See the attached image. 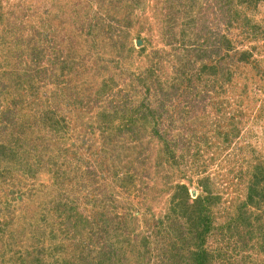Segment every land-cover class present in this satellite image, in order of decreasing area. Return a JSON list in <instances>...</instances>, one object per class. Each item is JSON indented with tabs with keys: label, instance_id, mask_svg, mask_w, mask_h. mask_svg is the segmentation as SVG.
Listing matches in <instances>:
<instances>
[{
	"label": "rangeland",
	"instance_id": "obj_1",
	"mask_svg": "<svg viewBox=\"0 0 264 264\" xmlns=\"http://www.w3.org/2000/svg\"><path fill=\"white\" fill-rule=\"evenodd\" d=\"M114 1L117 3L111 4ZM184 1L128 0L127 3L124 0H0V31L4 29L7 35L0 40V101L1 108L17 119L16 124L8 129H3L0 120V146H6L22 155L32 150L34 137L40 134L36 127L45 118L50 107L57 109L58 114H68L72 117L71 122L74 120L76 124L80 122L79 117L83 118L82 123L85 125L102 122L96 117L98 111L78 102L80 96L96 93L94 84L105 81L109 76L108 70L113 72L116 66L127 67L130 63L141 60V57L130 52L132 46L136 49L145 46L147 51L165 48L166 38H163L162 33L171 27L177 30V37H181L187 30L183 31V28H190L187 30L186 41H193L199 34L206 35L205 37L211 38L209 44L212 38H220L222 33L232 42L233 52L249 56L245 63H240L235 68L234 82H238L239 87L233 91L237 94L233 99L231 96V104L221 105V96L213 94L212 100L219 99L220 104L206 109L209 118L205 120V124L210 126L211 133L200 143V147H195L196 144L192 146L202 149L203 154L198 160L200 154L197 149H193L190 156L187 154L185 162L188 167L181 160L173 159L172 149L167 150L161 141L152 137L149 127L143 131L141 135L144 136L139 142L123 139L117 148H104L107 154H99L100 160L96 151L102 146L95 144L88 150L87 143L80 145L78 133L89 139V131L84 126L77 125L81 129L74 133L72 129L75 124L72 123L66 128L67 133H59H65V147L71 152L75 153L82 146L83 150L79 154L82 161L77 158L75 161L74 155L46 148L51 142L50 135L47 142L43 140L42 144L36 145L31 151L32 158L36 153L44 154L43 159L49 164V172L44 168L41 181L40 176L38 181L40 191L44 192L35 193L33 198L20 197L17 202L7 204L18 190L23 192L22 188H18L17 182L29 178L28 175L16 174L7 183L0 177V208L8 209L15 219L10 228L15 233L20 230V247H28L23 264L28 263V260L30 263L31 260H38L41 264H121L124 255L126 258L134 256L133 253L139 249L138 243L131 242L130 238L135 240L147 235V229L157 219H164V229L165 225L171 226L172 206L175 205L173 201L181 200L182 203L185 199L181 195L180 185L187 184L189 187L191 201H187L188 205L202 194L196 183L198 177L195 173L198 171L197 167L204 166L206 170L201 176H210L214 183L213 190L222 195V200L212 208L213 227L207 232L205 247L216 255V259L220 254H234L239 264H264V252L260 248L263 230L258 224L244 226L247 227L245 231L246 237L250 239L249 245L253 248H245L237 254L235 251H239V248H234L233 244L227 246L226 234L224 235L227 229L222 230L221 227L230 220L234 203L243 199L250 185L251 173L242 178V183L237 182L239 180L236 178L230 180V185L225 177L226 170L219 163L226 157L232 162L230 169L232 167L235 173H240L252 171L255 153L264 158V0H232V10L241 15L238 22L228 27L222 20L223 15L220 17V14L215 13L210 15L204 26L207 31L197 25V20L192 22L202 11L206 1L188 0V5L183 6ZM171 4L174 24L166 22L172 13L168 15L163 7H171ZM217 11L220 10L217 8ZM22 14L25 15L24 19H21ZM111 15H119L120 20L124 16L130 17L131 23L133 22L129 28H125L128 36L124 33L122 35L120 43L127 40V45L121 52L118 50L120 53L112 49L108 31L102 32L99 28L100 19H107ZM18 34L20 37L16 38ZM39 39H43L44 43L50 40L62 60L75 63L73 73L63 76L61 63L54 64L50 57H45L39 64L32 55L35 40L38 44ZM185 54L181 51L172 55L171 62L166 66L167 71H173L172 63L185 61ZM38 69L46 70V73L38 75ZM32 85L38 86L34 88L37 90L36 96L31 94ZM230 87L232 86L226 87L228 91ZM235 99L242 100V103L234 101ZM234 109H245L247 114L240 119L244 123L238 124L239 119L231 122L230 118L229 125L224 120L226 112ZM217 117L222 120L220 126L213 124ZM228 117L233 116L228 114ZM225 124L230 129L237 125L243 132L241 138L225 141ZM48 129L42 131V134H47ZM175 155H179V152L176 151ZM210 157H217L219 160L211 162ZM87 161L97 176L90 178L88 186L81 188L79 185L85 183L82 174L88 173L85 166ZM100 161L103 163L100 164ZM59 163L64 165L61 171L66 168L69 170L68 179L74 180L73 184H62V179L53 175L54 167L61 165ZM0 169H4L2 162ZM54 180H58L59 185H55L58 192L54 189ZM59 192H62L61 196ZM59 200H78L83 214L96 223L95 227L76 240L59 236L57 230L40 221L42 215H47L48 209ZM182 220L186 221L184 218ZM102 227L104 230L100 229ZM232 240L236 242L237 237ZM113 241L118 242L114 248L117 253L110 256L111 249L107 245ZM241 244L242 241L237 242V245ZM84 248L88 249L87 252ZM82 254H85L84 258H80ZM101 257H106L104 263L100 262ZM17 258L11 264L23 262ZM216 263L230 264L224 258L217 259Z\"/></svg>",
	"mask_w": 264,
	"mask_h": 264
},
{
	"label": "trees",
	"instance_id": "obj_2",
	"mask_svg": "<svg viewBox=\"0 0 264 264\" xmlns=\"http://www.w3.org/2000/svg\"><path fill=\"white\" fill-rule=\"evenodd\" d=\"M124 1L128 3V0ZM187 1L183 2V6L188 5ZM205 1L206 4H204L202 11L192 21L195 22L197 20V25L201 26L205 31L207 29L204 26L209 21L210 15L215 13L220 14V17L223 15L222 20L227 23L228 27L233 26L240 19L238 17H241L239 13L237 14L232 10V0ZM116 3L114 1L111 4ZM127 3L125 4L129 8ZM163 7L168 15L172 13V16L166 22L169 21V23L174 24L173 5L171 4V7ZM217 8L220 11H217ZM119 17V15L117 17L111 15L107 19L101 18L99 23V28L102 29V32L108 31L107 34L112 40L111 47L117 53H120L121 49L126 48V37H124L126 42L120 43V40L123 33L128 36L129 33L126 32L125 28H129L133 23H131L130 17L124 16L122 20ZM24 18L25 15L22 14L21 19ZM199 19L201 23H199ZM185 29L189 30L190 28H183L182 30L184 31ZM187 30L181 34V37H177L175 28L171 27V29L164 31L162 36L166 38L165 48H154L151 51H147L145 46L139 49L132 46L130 52L141 57V60L136 63H130L127 67L116 66L113 72H111V69L108 70V78L105 81L102 80L101 83L94 84L96 93L80 96L81 100L79 98L78 102L81 101L82 106H88L98 111L96 117L102 122L96 125H85L82 123L83 118L79 117L78 120L80 122L76 124L74 120L71 122L72 117L68 114H58L56 112L57 109L50 107L46 111L45 118H42L38 123V127H36L37 132H40V134L34 137V143L31 145L32 150L24 152L22 155L21 153H15L6 146H0V162L4 164V169H0V177L7 183V180L13 176L16 177V174L28 175L29 178V180L26 178L25 181L17 182L18 188H22L23 192L15 191L16 196L11 201H8L7 204L17 202L20 197L33 198L35 193L44 192L40 191L41 185H38V181L39 176L41 181L42 172L44 168L47 169L49 164L43 159L44 154L36 153L38 156L35 155L32 158L31 151L36 145L42 144L43 140L47 142L49 135L51 142L46 145V148L57 150L66 155H74L75 161L76 158L82 161L79 157L81 155L80 150H83L82 146L75 150V153L65 147L67 139L64 134L67 133L66 128L72 123L75 124L72 129L74 133L81 129L77 125H82L85 130L89 131V139L78 133L77 139L80 145H83V142L87 143L88 150H91L90 147L95 144L102 146L100 150L96 151L100 160L102 159L99 154H107L104 148H110V146L117 148L123 139L139 142L144 136L141 134L149 127L152 137L161 141L167 150L171 151L172 149L173 159L181 160L184 166L188 167V163L185 162L186 155L190 156L191 151L197 149L195 147H200V143L211 133L210 126L205 124V120L209 118L206 109L211 105L215 107V105L219 106L220 104L219 99L218 101L212 100L213 94L221 96V105L231 104V96L233 99L237 94V92L233 91L239 87V83L234 82V77H236L235 68L240 63H245L249 56H246V54L245 56H240L239 52H233L232 42L222 33L220 38H212L211 44H209L211 38L200 34L193 41H186ZM6 36L5 30L2 29L0 31V40ZM18 37H20L19 34L16 38ZM39 40L41 43L38 42L37 44L35 40L32 49L33 58L39 61V64L45 57H50L54 64L61 63L62 71L64 72L63 76L73 73L76 69L75 63H68L62 60L55 50L56 46L50 40H47V43H44L43 39ZM37 45L39 46L37 47ZM181 51L186 53L185 61L178 64L172 63L173 71H167L166 66L171 62L172 55ZM60 58L62 61H60ZM114 61L112 60V63H115ZM36 73L44 75L46 70L38 69ZM33 78L31 77V79ZM62 82L65 83V81ZM229 85L232 87L228 91L226 87ZM35 87L38 88L36 85L31 86L33 90L31 94L36 96L37 90L34 89ZM246 92H248V89ZM236 102L242 103V100L239 99ZM1 107L0 101V120L3 123L1 126H4L3 129H8L9 126L16 124L17 119L13 118L9 111L7 112ZM228 114L233 117H228ZM246 114L245 109H234L228 113L226 112L224 120L228 122L227 124H229L228 120L230 118L231 122L233 119H239L238 124L244 123L240 119ZM221 123L222 120L217 117L213 124L220 126ZM227 124L223 126L224 140L231 142L234 138L240 139L243 134L242 130L237 125H234V129H230ZM47 129L49 132L45 135L42 134V131ZM60 131L65 133L61 135ZM234 131L237 133L234 134ZM194 144L196 146L192 147ZM220 146L221 143H219L218 148ZM176 151L179 152V155H175ZM197 152L200 154L197 158L198 160L202 156L203 150L199 148ZM210 158L211 162L219 160L217 157ZM64 162L72 164L68 161ZM254 162L255 166L252 171L235 173L232 167L230 169L229 165L232 164L230 160L224 157L219 161L222 169L226 170L225 177L230 185H232L230 180H235L236 178L239 180L237 182L242 183V178L251 173L250 185L243 199L239 203H234V211L230 220L225 226L221 227L222 230L227 229V232L224 233V235L226 234L227 246L233 244L234 248H239V251H235L237 254L240 253V250L252 247L249 245L250 239L246 237L245 229L247 227L244 226L252 227L255 224H258V227L263 230L260 248L264 252V158L262 155L255 153ZM101 163L103 162L100 161ZM223 163L225 164L223 165ZM85 166L88 173H83L82 171V178L85 183L79 185L81 188L88 186L89 179L97 176L89 161L85 162ZM62 167H64L62 164L56 165L54 172L52 171L53 175L58 179H62L60 180L62 184H73L74 180L70 181L68 179L69 170L66 168L65 171H61ZM197 170V173H195L198 177L196 183L202 194L188 205L187 201H191L189 187L187 184L180 185L181 195L183 194L185 199L182 200V203L181 200L173 201L175 205L172 206L171 226L166 227L165 225L164 229V219H157L147 229V235L135 240L129 237L131 242L138 243L137 247L139 249H136V253H133L134 256L126 258V255H124L121 264H217L216 260L223 258L224 260H229L230 264H239L238 258L234 254H220L217 255L216 259V255L209 252L205 247L207 232L213 227L212 208L217 206L219 201L222 200V195L221 193L216 194L213 190L214 183L210 176H201L206 167H197ZM47 172H49L48 169ZM57 181L55 182L54 180V189L58 192L59 189L55 187V185H59ZM61 194L62 192H59L60 196ZM82 210L78 200L64 202L59 200L48 209L47 215H42L43 218L40 221L57 230L59 236H67L71 240H76L87 231L92 230L96 225L91 218L83 214ZM21 218L18 217V219ZM180 218H184L186 221ZM14 221L15 219L10 215L8 209L0 208V264H11L17 257L18 260L23 261L21 264L25 261L24 255H26L25 252L28 251V247H20V230H17V234L14 231L12 232V228H10L11 225L13 226ZM100 229L102 230L103 227ZM235 237H237V240L233 242L232 239ZM17 239L18 241H15ZM238 241H242L240 246L237 245ZM114 242L109 246L107 245L111 249L109 250L110 256H114L117 253L114 248H116L115 246L118 242ZM129 242H127V246ZM103 245L106 248V243ZM86 250L88 249L84 248V251ZM84 256L85 254H82L80 258H84ZM105 260L106 257H101L100 262L104 263ZM25 264L41 263L38 260H31L30 263L28 260V263Z\"/></svg>",
	"mask_w": 264,
	"mask_h": 264
}]
</instances>
